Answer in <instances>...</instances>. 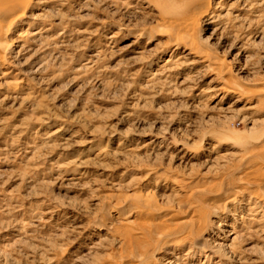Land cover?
<instances>
[{
	"label": "rangeland",
	"instance_id": "374dc122",
	"mask_svg": "<svg viewBox=\"0 0 264 264\" xmlns=\"http://www.w3.org/2000/svg\"><path fill=\"white\" fill-rule=\"evenodd\" d=\"M19 4L0 264H264V0Z\"/></svg>",
	"mask_w": 264,
	"mask_h": 264
},
{
	"label": "bare ground",
	"instance_id": "6f19581e",
	"mask_svg": "<svg viewBox=\"0 0 264 264\" xmlns=\"http://www.w3.org/2000/svg\"><path fill=\"white\" fill-rule=\"evenodd\" d=\"M21 0H0V28H3L2 26H3V24L4 23H6V21L4 20V16H6V14H9V13H16V12H19L20 11V9H21V6H20V4H19V2H20ZM41 2H43V1H40V3ZM207 6H208V4H206L205 5V8H207ZM209 7V6H208ZM203 11H205V12H207V10L206 9H203ZM202 11V12H203ZM23 13V11H20L19 12V15H17L15 18H19V16H21V14ZM5 14V15H4ZM203 14H204V12H203ZM213 18H214V16H212ZM213 20V19H212ZM205 22H208V23H210L211 21H205ZM213 23V22H212ZM10 25V24H9ZM7 34V33H6ZM6 34H5V36H6ZM0 36H2V32H1V29H0ZM13 40H6V42H1L0 43V49H2V50H4V51H8V49H10L9 47L13 44ZM176 43H177V40L175 41ZM178 42H180L179 40H178ZM175 48H177V47H175ZM194 50H196V49H198V48H193ZM192 49H190V51H191ZM198 51H200V50H198ZM193 52V51H192ZM203 52V51H202ZM201 51L199 52V53H202ZM204 53V52H203ZM187 54H188V52H187ZM200 55V54H199ZM203 55H205L206 57H207V61L208 62H212L213 60V58L211 57V55H209V54H203ZM195 56V55H194ZM200 56H202V55H200ZM199 56V57H200ZM202 58V60H203V58L204 57H201ZM205 59V58H204ZM195 60V59H194ZM198 60V59H197ZM182 62V61H181ZM217 88H223L222 86L221 87H217ZM257 185V184H256ZM216 209V208H215ZM218 210V209H217ZM215 211V210H214ZM148 215V214H147ZM212 216H213V214H212ZM196 220L197 219H190V220H186V221H184V223L187 225V226H191L192 227V229H193V227H194V225H195V223H196ZM186 226V227H187ZM190 231H191V229H190ZM192 232V231H191ZM138 257V256H137ZM139 258V257H138ZM137 258V259H138ZM138 263H140V259H139V261H138Z\"/></svg>",
	"mask_w": 264,
	"mask_h": 264
}]
</instances>
